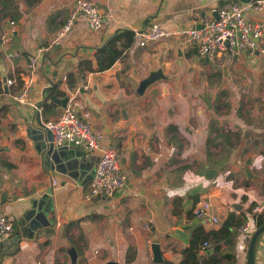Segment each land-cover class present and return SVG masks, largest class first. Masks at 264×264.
Segmentation results:
<instances>
[{
	"label": "crops",
	"instance_id": "1",
	"mask_svg": "<svg viewBox=\"0 0 264 264\" xmlns=\"http://www.w3.org/2000/svg\"><path fill=\"white\" fill-rule=\"evenodd\" d=\"M73 1L14 0L16 16L0 23V206L14 221L12 234L0 237V264L178 262L194 227L217 229L230 211L247 216L264 200V53L208 59L193 43L182 46L176 34L143 46L134 35L122 56L96 70L97 47L117 30L152 21L171 30L197 27L234 0H93L102 25L92 28L77 13L70 31L53 43ZM248 15L264 19V12ZM83 59L93 70L78 71ZM159 68L163 77L139 92L140 80ZM20 93L22 100L15 97ZM68 99L103 143L120 149L127 180L112 196L86 197L95 152L49 146L43 122ZM204 202L198 217L194 210ZM249 238L236 234L225 264H245ZM153 241L162 263L152 260ZM254 264H264V232Z\"/></svg>",
	"mask_w": 264,
	"mask_h": 264
},
{
	"label": "built area",
	"instance_id": "2",
	"mask_svg": "<svg viewBox=\"0 0 264 264\" xmlns=\"http://www.w3.org/2000/svg\"><path fill=\"white\" fill-rule=\"evenodd\" d=\"M248 11L264 12V0L246 2L234 0L220 5L216 15L204 18L199 27L180 26L171 30L163 27L159 22L152 21L146 27L134 30V35L138 38V44L143 46L149 41L176 34L180 37L182 46L193 43L197 53L208 59L225 52L237 54L241 51L257 50L262 54L264 53V19H254L248 15ZM77 13L82 14L92 28H99L102 25L103 15L95 1L74 0L71 13L56 32L53 43L70 31ZM9 23L13 24V20H9ZM6 33L3 30L1 34L3 40ZM34 61L32 58V62ZM13 81V77L6 79L8 84ZM15 97L22 100L23 93ZM43 124L51 133L54 147L71 144L97 154L90 190L86 193V197L97 194L112 196L116 190L125 185L127 176L120 168V149L112 143L102 142L101 133L96 131L91 122L79 113L75 101L68 99L59 114L46 119ZM207 207L208 203L204 202L194 210L195 215L202 217ZM263 210L264 200L253 203L239 227V232L250 237L256 228L257 215ZM211 219L216 221L217 217L212 216ZM13 230L12 215L7 214L0 206V237L11 235ZM208 245L209 242L204 241L202 247Z\"/></svg>",
	"mask_w": 264,
	"mask_h": 264
},
{
	"label": "trees",
	"instance_id": "3",
	"mask_svg": "<svg viewBox=\"0 0 264 264\" xmlns=\"http://www.w3.org/2000/svg\"><path fill=\"white\" fill-rule=\"evenodd\" d=\"M28 5H32L36 0H25ZM18 7L14 0H0V23L2 18H14L17 14ZM134 31L129 29H120L105 40V42L96 49V70L108 68L117 58L123 55L125 49L133 40ZM123 38V40H122ZM121 41V43H120ZM91 71L92 66L88 59L80 60L78 71ZM73 80V79H72ZM69 79V86L73 81ZM57 84L53 88H56ZM52 104V103H51ZM46 108L49 104H45ZM227 135L226 133H224ZM223 135V134H221ZM208 141H215V138H209ZM174 211H178L174 209ZM246 218L229 212L217 229L205 230L202 225H198L191 230L189 242L182 249V257L178 262L167 261L162 264H225L224 260L231 261L235 236L239 232V227ZM264 222V214L257 215L255 221L256 227ZM204 241L209 242L207 247H202ZM226 244V247H222Z\"/></svg>",
	"mask_w": 264,
	"mask_h": 264
},
{
	"label": "water",
	"instance_id": "4",
	"mask_svg": "<svg viewBox=\"0 0 264 264\" xmlns=\"http://www.w3.org/2000/svg\"><path fill=\"white\" fill-rule=\"evenodd\" d=\"M239 1L246 2V1H249V0H239ZM199 26L200 25H197V27H199ZM257 53H258L257 50H255L250 55L253 56V57H256L257 56ZM161 77H163V74H162V71H161L160 68L159 69H156V70H153V71H150L147 76L143 77L140 80L139 85H138V91L139 92H142L143 89L148 84H150L154 80L159 79ZM207 101H208V104L210 105L209 97H207ZM51 139H52V136L50 138V144H49V146L54 147L53 144H52ZM57 147H60L59 149H62L63 148L62 146H57ZM213 172H214V169L213 168H208L206 170V175L208 177H212L213 174H214ZM9 185H10V181L7 180L5 182V184H4V187L2 188V191H1V200H3L4 197L6 196V194L8 193ZM179 231H180V229H179ZM263 232H264V222L262 224H260L259 226H257L254 229V231L252 232V234H251V236L249 238L245 264H254V255H255L256 243H257L260 235ZM70 250H71L70 251V255L72 257V261L74 262L75 261V253H74V250L72 248ZM151 251H152V260L154 262H156V263H162V262L165 261L164 258H163L162 252H161L160 245H159V243L157 241H153L151 243ZM105 264H115V262L114 261H107Z\"/></svg>",
	"mask_w": 264,
	"mask_h": 264
}]
</instances>
